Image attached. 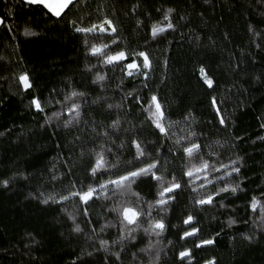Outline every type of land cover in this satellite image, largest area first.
<instances>
[{
    "label": "trees",
    "instance_id": "obj_1",
    "mask_svg": "<svg viewBox=\"0 0 264 264\" xmlns=\"http://www.w3.org/2000/svg\"><path fill=\"white\" fill-rule=\"evenodd\" d=\"M0 19V264H189L180 258L185 250L191 264H264V0H78L61 17L42 5L0 0ZM105 19L116 28L111 35L74 31V21L90 27ZM168 23L174 27L153 38L152 26ZM26 28L36 35L25 36ZM103 43L107 52L124 51L128 58L111 65L89 54ZM133 61L142 75L129 79L122 65ZM25 73L32 84L27 90L18 79ZM73 91L84 95L66 102ZM153 96L167 135L145 111ZM34 98L43 111L32 105ZM73 102L80 103L76 119L68 111ZM57 112L59 119H47ZM133 141L146 152L139 160ZM192 143L201 148L189 160L183 148ZM101 151L118 166L94 178ZM201 158L221 170H209L214 183L197 173L190 186L185 172ZM156 161L154 171L182 185L166 211L149 208L158 191L151 176L132 185L140 199L125 191L88 204L79 197L43 203ZM225 185L239 188L215 195ZM209 194L211 204L196 203ZM118 205L151 213L128 226L127 239L112 210ZM189 215L194 219L185 224ZM155 220L165 225L160 235L145 232ZM193 228L195 235L182 238ZM101 240L108 241L107 251ZM206 240L213 243L197 247Z\"/></svg>",
    "mask_w": 264,
    "mask_h": 264
},
{
    "label": "snow or ice",
    "instance_id": "obj_2",
    "mask_svg": "<svg viewBox=\"0 0 264 264\" xmlns=\"http://www.w3.org/2000/svg\"><path fill=\"white\" fill-rule=\"evenodd\" d=\"M24 2L28 5H42L43 8L47 9L48 12H50L53 16L61 17L62 15H66L67 11L71 10V6L76 4L78 0H24ZM172 9L168 10V13H171ZM168 14H165L164 19L168 20ZM5 21L0 19V25H4ZM104 25H107V28L104 27ZM74 31L78 33H85V34H93L96 32H99L101 34H107L111 35L116 31V28L112 25V22L108 19H105L102 24H93L90 27H81L79 24H77L75 21L73 22ZM174 27L171 23H168L166 27L161 26L160 24H155L152 26V36L155 38L156 36L162 34L164 31H166L168 28ZM111 29V32H108V29ZM25 36H34L36 35L35 32H32L29 29H25L24 31ZM116 41L113 40L112 43H115ZM87 43V41H86ZM110 47L109 44L103 43L100 46L92 45L89 49V54L103 57V62L105 64H120L122 61H125L128 57L127 54L124 51H118L115 54L109 53L106 50ZM135 55L139 57H143V67L144 68H150L151 64L148 59V57L145 55L144 52H137ZM122 67L129 69L127 71L128 76H134L137 73L140 72V65H137L134 61L131 63L123 64ZM200 74L202 78L205 80V83L208 84L209 87L212 86V81L207 77L205 70L203 68L200 69ZM145 77H147V73H144ZM20 83L23 85L25 90L32 87V84L30 82V79L28 75L21 74L18 77ZM103 76H97V81L103 80ZM83 93H78L73 91L70 95L65 97V101H73L75 97L82 96ZM32 105L35 107L37 111H43V107L41 105V102L38 99L32 100ZM215 104V101L213 102ZM153 105L155 106V110L153 111ZM111 108L112 105H109ZM80 109V103L79 102H73L69 108L68 111L70 113H75V116L72 117V119H76L79 117ZM145 111L149 113V119L152 120L154 126L160 131V133L167 135L168 131L167 128L164 125L165 115L164 112L161 110V105L157 102V98L153 96L151 98V104L145 108ZM61 113H53L52 117H48V120H51L53 117L56 119H59ZM221 124H224V120L221 119ZM72 123V120H68L65 122V127H67L69 124ZM119 125V120H116L112 123L113 128H117ZM264 127V125H262ZM191 135H195V133H192ZM264 139V137H262ZM177 144L180 143V140L176 141ZM133 146L136 149V157L135 159L139 160L140 158L144 157L146 155L145 149L143 148L142 144L140 142L133 141ZM201 146L196 143H192L189 146H186L183 148V151L185 155L191 160L195 154H197L200 151ZM108 151H111L109 149ZM131 163V161H129ZM118 164H110L109 161L106 159L104 152H98L96 153L95 158V164L91 168L90 174L95 178L97 174L101 171H108L111 168L117 167ZM224 168H227V165L223 166ZM158 168V161L152 162L147 164L146 166L136 168L134 170H130L126 172L123 175L116 176L113 178L111 175L108 179L102 180L98 186L95 185H89L86 191H72L68 195L62 196V197H55V196H49L47 199L43 201V203H48L49 200H52L53 202L60 203L64 200H68L72 197H79V200L83 204H88L90 200H92L94 197L99 198L101 195L104 196L106 199H112L113 196H116L117 194L124 195L125 191L131 192L133 196H136L138 199H140L139 193H136L132 191V185L136 183V180L139 179L142 176H151V178L155 181H157V199L149 204L150 209L160 208L162 211H166L167 209L165 206L169 204V202L174 199L175 197L170 195L171 193H174L177 189H180L182 187L181 183L177 181L174 177L172 180H166L164 175L162 173L158 174L157 171H154ZM217 171L219 172L221 169L214 167L209 164L207 160H204L201 158V163L199 166H194L193 168L187 169L185 172V175L190 178V186L196 184V180L200 179L199 176H197V173H205L203 176V179L207 183H214L215 180L208 178L209 170ZM232 172H239V168H232ZM232 172H228L227 175H231ZM225 177L222 175L220 177H217V180H222ZM5 184H7V181H4ZM111 186V188H110ZM205 185H200V187H204ZM239 188V185L236 186H230L225 185L223 187L219 188V191L215 193V195H219L221 192H227L231 191L235 193L237 189ZM193 191H197L196 187L192 188ZM214 200V195L209 194L207 198H201L196 200V203L199 205H205V204H211ZM259 205V201L253 197L251 207L253 211H256L257 207ZM113 211L117 212L118 215L121 217V224L124 226L122 229V235L121 239H127V236L123 234L124 232L131 231V229L128 228L129 225H135L137 224V221L139 217L144 215H150L151 213H145L143 209L134 208L131 206L126 205H118L112 209ZM261 211L264 212V206H261ZM87 214V212H85ZM194 218L189 215L185 220V224H190ZM234 223V221H229V224L231 225ZM108 225H105L104 227H107ZM165 228V225L162 220H155L151 224V230L145 229L146 233H149L150 235H160ZM75 232H80L81 228L79 225H76V227L73 229ZM158 230V231H157ZM95 231V230H94ZM101 231H103V227L101 228ZM196 229H192L191 231H186L184 233V237L186 238L188 236L195 235ZM118 242V241H117ZM213 243L212 240H206L202 241L201 244H198L197 247H200L202 244H211ZM101 247L104 248L107 251V245L108 241L101 240L100 241ZM146 251H151V249H146ZM90 254V253H89ZM117 256V259H119V253H115ZM181 260L188 259L189 264H191V253L188 250L182 251L180 253ZM208 264H214V262H208Z\"/></svg>",
    "mask_w": 264,
    "mask_h": 264
},
{
    "label": "rangeland",
    "instance_id": "obj_3",
    "mask_svg": "<svg viewBox=\"0 0 264 264\" xmlns=\"http://www.w3.org/2000/svg\"><path fill=\"white\" fill-rule=\"evenodd\" d=\"M128 71H129V69H127ZM142 75V67H140V72L139 73H137L136 75H134V76H128V78L129 79H133V78H136V77H138V76H141Z\"/></svg>",
    "mask_w": 264,
    "mask_h": 264
},
{
    "label": "crops",
    "instance_id": "obj_4",
    "mask_svg": "<svg viewBox=\"0 0 264 264\" xmlns=\"http://www.w3.org/2000/svg\"><path fill=\"white\" fill-rule=\"evenodd\" d=\"M54 17H56V16H54Z\"/></svg>",
    "mask_w": 264,
    "mask_h": 264
}]
</instances>
